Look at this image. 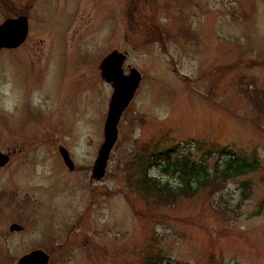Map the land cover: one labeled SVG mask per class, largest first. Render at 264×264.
Instances as JSON below:
<instances>
[{
	"label": "rangeland",
	"instance_id": "rangeland-1",
	"mask_svg": "<svg viewBox=\"0 0 264 264\" xmlns=\"http://www.w3.org/2000/svg\"><path fill=\"white\" fill-rule=\"evenodd\" d=\"M17 13L28 36L0 48V152L11 156L0 167V264L35 247L49 264L155 253L166 264H264V0H0V24ZM112 51L142 80L90 182L112 94L98 65ZM172 145L210 175L222 150L257 170L157 203L132 186L141 167L125 164ZM164 168L148 174L179 186ZM13 223L25 230L4 242Z\"/></svg>",
	"mask_w": 264,
	"mask_h": 264
},
{
	"label": "water",
	"instance_id": "water-1",
	"mask_svg": "<svg viewBox=\"0 0 264 264\" xmlns=\"http://www.w3.org/2000/svg\"><path fill=\"white\" fill-rule=\"evenodd\" d=\"M28 32V19L26 16H19L15 19H6L0 24V48L13 49L25 41ZM125 54L112 51L107 54L99 63L100 77L108 83L113 92L108 106V112L103 126V141L100 144L97 156L92 164L90 180L102 179L107 167L110 153L117 140V127L120 118L131 102L141 80L140 74L129 68L128 74L123 73L122 65ZM64 164L69 171L73 170V163L68 158L65 150L61 151ZM8 162V156L0 153V167ZM21 227L12 224L9 231H19ZM49 257L41 250L33 251L21 257L15 264H47Z\"/></svg>",
	"mask_w": 264,
	"mask_h": 264
},
{
	"label": "trees",
	"instance_id": "trees-1",
	"mask_svg": "<svg viewBox=\"0 0 264 264\" xmlns=\"http://www.w3.org/2000/svg\"><path fill=\"white\" fill-rule=\"evenodd\" d=\"M254 98L256 97L254 96ZM175 147L172 145L158 152L150 151L151 149L148 152L147 150L144 152L142 150L143 156H136L130 163L125 164L128 169L126 174H130V171L131 175L135 173L134 168L139 169L141 167L142 176L136 180V183L133 181L132 186H136L141 191V194L155 198L157 203L164 200L166 202L174 201L183 195L192 196L198 187L206 186L211 181L216 182L215 185H220L223 181L245 176L257 170L256 160L247 162L244 159H239L230 151L222 150L218 154L220 156L228 154L231 159L226 161L224 167L220 170L217 163H215L214 171L210 175L205 166L191 161L190 154L180 157L175 156ZM159 163H164V171H172V173L179 175V186L173 187L168 182L161 183L148 175V170L153 166H157V164L160 165ZM136 173L139 174V172ZM245 184L243 185L244 189H249ZM142 264H165L164 257L160 253L146 255Z\"/></svg>",
	"mask_w": 264,
	"mask_h": 264
},
{
	"label": "flooded vegetation",
	"instance_id": "flooded-vegetation-1",
	"mask_svg": "<svg viewBox=\"0 0 264 264\" xmlns=\"http://www.w3.org/2000/svg\"><path fill=\"white\" fill-rule=\"evenodd\" d=\"M12 16H15L14 18H16V17L20 16V14L17 13V14L12 15ZM22 16H26V15H22ZM122 52H123V51H122ZM5 155L8 156V162H7V164H8L9 161H10L11 156H10L9 154H5ZM7 164H6V165H7ZM11 198H12V200H13V199L15 198V196L11 195V196H10V199H11ZM27 222L30 223V222H29V218H28ZM28 223H27V224H28ZM13 224H16V223H13ZM25 224H26V223H25ZM11 225H12V224H11ZM11 225H10V226H11ZM17 225H19V226L21 227V230L10 232V231H9V227H10V226H9V227H8V233H4L5 236L2 235V237L4 238V239H3L4 242H6V240H8L7 238H8L9 236H11V235H13V234H17V235H18V234H21V233L24 232V230H25L24 224H22V225H23V226H22V225H20V224L17 223ZM5 244H6V243H5ZM37 250H41L42 252H44V253L50 258V256H51V255L49 254L50 251H48V250L44 251L45 249L42 248V247H35V248H32L29 252L25 253L23 256L28 255V254H30L31 252H33V251H37ZM52 250H54V249H51V251H52ZM54 251H55V250H54ZM47 252H48V253H47ZM23 256H21V257H23ZM21 257H20V258H21ZM49 262H50V260H48V263H47V264H49Z\"/></svg>",
	"mask_w": 264,
	"mask_h": 264
}]
</instances>
